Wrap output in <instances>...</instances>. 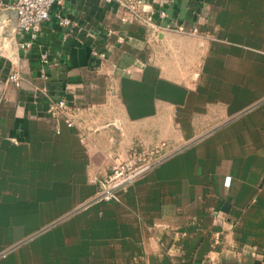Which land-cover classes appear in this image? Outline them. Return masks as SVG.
I'll return each mask as SVG.
<instances>
[{"label": "crops", "instance_id": "1", "mask_svg": "<svg viewBox=\"0 0 264 264\" xmlns=\"http://www.w3.org/2000/svg\"><path fill=\"white\" fill-rule=\"evenodd\" d=\"M144 1L199 34L62 0L20 48L0 5V264H264V0ZM59 98L71 126L45 112ZM136 142L166 156L86 204Z\"/></svg>", "mask_w": 264, "mask_h": 264}, {"label": "built area", "instance_id": "2", "mask_svg": "<svg viewBox=\"0 0 264 264\" xmlns=\"http://www.w3.org/2000/svg\"><path fill=\"white\" fill-rule=\"evenodd\" d=\"M98 1L116 3L122 9L119 15L121 22L137 21L144 25L153 35L164 30L182 34H199L194 27L186 28L182 24L171 26L165 22L160 23L165 16L164 10H157L156 17H154V11L144 0ZM61 2L62 0H11L9 3L4 4L3 0H0V5L4 4V6L13 10L15 14V30L21 35L18 43L20 48H28L32 45L37 39L42 22L48 19L51 6L61 4ZM55 17L57 26L63 29L66 34L71 26L70 19L60 13H57ZM110 34V30L105 32L106 36ZM116 39L118 42L124 40L122 36H117ZM90 55L100 62L106 58V51L105 49L92 47ZM40 61L42 63L47 62L46 53L40 54ZM8 79L15 85H19L16 73L10 74ZM45 112L53 119H61L67 126L72 125L70 108L64 98L50 101L45 107ZM157 152L158 150L156 149L133 146L124 155L120 153L109 155V161L106 164L104 172L94 177L96 190L86 204L116 201L122 190L166 156V154L158 155ZM0 255H3V253H0Z\"/></svg>", "mask_w": 264, "mask_h": 264}, {"label": "rangeland", "instance_id": "3", "mask_svg": "<svg viewBox=\"0 0 264 264\" xmlns=\"http://www.w3.org/2000/svg\"><path fill=\"white\" fill-rule=\"evenodd\" d=\"M133 146H140V147H142V148H144V146L141 144V143H131V144H129L128 146H126V148L125 149H123V154L122 155H124V154H126V152L128 151V149L130 148V147H133ZM118 153H120L121 154V152H118ZM164 153H167L166 151H160V150H158V152H157V154L158 155H162V154H164ZM106 161L108 162L109 161V157H107V159H106ZM106 162V163H107Z\"/></svg>", "mask_w": 264, "mask_h": 264}]
</instances>
